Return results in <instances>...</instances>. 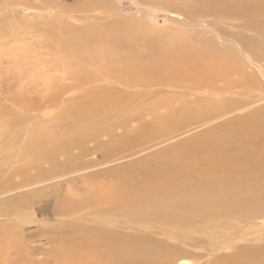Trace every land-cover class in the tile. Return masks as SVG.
<instances>
[{
	"label": "bare ground",
	"instance_id": "1",
	"mask_svg": "<svg viewBox=\"0 0 264 264\" xmlns=\"http://www.w3.org/2000/svg\"><path fill=\"white\" fill-rule=\"evenodd\" d=\"M25 4L19 14L33 11ZM74 11L94 23L45 20L58 34L40 20L46 33L33 47L95 71L57 93L45 77L39 97L34 66V87L0 92V264H188L189 235L223 234L225 245L233 226L264 225V105L254 108L264 101V0H89ZM136 83L162 102L121 111L119 90ZM96 179L107 183L89 190ZM244 249L213 264H264L263 245Z\"/></svg>",
	"mask_w": 264,
	"mask_h": 264
},
{
	"label": "rangeland",
	"instance_id": "2",
	"mask_svg": "<svg viewBox=\"0 0 264 264\" xmlns=\"http://www.w3.org/2000/svg\"><path fill=\"white\" fill-rule=\"evenodd\" d=\"M81 1H83V2H81ZM87 1H89V0H85V1L79 0L80 3H78V0H7V5L5 8H2V6L0 5V9L2 8V10L0 12V16H1V14L6 16V18H0V24H2L1 28H5L4 29L5 32H7L6 29L8 28L10 31L8 29L7 30L10 33L13 30L12 33H14L16 36L18 34L16 41L14 40L13 36L11 37V35L9 36L6 33H2L1 34L2 36H0V40H1L0 44L3 46V48L0 46V49H1L0 50V92H2L4 94V93H7L9 91L10 92L14 91L16 94L21 95V90L25 93L26 89L30 90L32 87H34L35 83L33 81L29 80V73L33 70L34 66H35L34 73L38 74L37 80L39 81V85L36 89L39 90L37 93V95L40 94L39 97H42V95H43V93H39V92H43V91H41V89L45 90V87H43V86L41 87V82L43 80H46L45 77H50L52 79V80L50 79L47 81L48 86H53L54 93H57L58 89L61 86L72 84L71 82L66 81V79H74L76 77L81 76L83 73H90L92 71H95L94 67L84 66V68L81 69L79 67L80 65L70 56H67L64 59L59 54H53L52 52H49L46 50H41V49L37 48L36 46L33 47V45L36 44L37 40H39V37H40V39H44L42 37L43 36L42 34L46 33V30H44L46 27H44L43 25L38 23L40 20L48 21L47 19H51V18H55L57 20V19H60L63 17L72 16L73 18H68V24L69 25L71 24L70 26L73 25L72 26L73 28H76V26H77V28H81V27H83V25L85 26L87 24H93L94 23V21H92L93 19L88 18L89 19V20H87L89 22L88 23L87 21H85L84 18H82L81 13L77 12L75 14V11L73 12V10H76L80 5L85 6ZM19 3H23V4L27 3L23 6L33 8V11L32 12L31 11L22 12L19 14L18 8H19V6H22V4L17 6V4H19ZM75 5H77V6H75ZM75 7H76V9H75ZM140 10L142 11V9H139V11ZM99 11H102V8L100 9V7H99ZM35 12H36V14L33 15V13H35ZM95 13H97V12L96 11L89 12L88 16L91 17V15H93L92 17H94V15H99L98 14L99 12L97 14H95ZM138 16L137 15L135 16L136 20H138V18L140 17V16L139 17ZM151 16H152V18L155 17L153 15H151ZM169 19L172 20L171 18H169ZM174 19H177V18H174ZM90 20L92 23H90ZM185 20L186 21L184 23H187L188 18H185ZM30 23L31 24H35V23L39 24L36 27V30L34 31V33H37L36 35L30 34L29 25H28ZM46 23H48V22H46ZM48 24H49L48 26L50 27L49 32L53 31V33H58L57 26H54L51 23H48ZM60 34H62V33L60 32ZM3 35H6V36H3ZM32 36H34V37L30 39V37H32ZM6 37H7V39H6ZM8 37H9V39H12V40H9ZM7 40H8V42H7ZM224 49L228 50L229 47L226 45L224 47ZM2 50H3V52H2ZM11 51H13V52H11ZM231 51L234 53L233 55H235V57H237V54L232 49H231ZM53 80H56V82H54ZM52 84H54V85H52ZM87 87H88L87 84H84L83 86H81V88H83V89L87 88ZM123 87L126 88V90H119L122 93V96L118 99V101L121 102V105L119 106L121 111H124L125 108H127V107L138 108L140 110H143L152 102H155L157 104L162 102V99L159 96L150 95V93L147 92L148 89L144 88L141 83H136L134 89L128 88L127 86H123ZM83 89L78 88V89H75L74 91H72L70 93H66L65 91H63V93L61 95V99L64 100V103L62 105L59 104V105L55 106L51 112H56L60 108H64L68 104H70L71 96H73V100H78L79 99L78 96H80L78 93ZM159 89L163 95L167 96L164 98L165 101L170 100L173 102V104H176V105H182V104L185 105L186 104V103H182L180 100L173 101L174 100L173 97L175 96L176 90H170V89H166V88H159ZM159 89L153 88L152 90H154V92H158ZM262 91L264 92V86L263 85H262ZM259 93L260 92L258 90L254 89L251 91L250 95L253 94L252 96L258 97L260 95ZM31 96H35V95H31ZM22 97L23 98L29 97V93L27 94V96L25 95ZM245 97H243L244 100H247L248 93H247V95H245ZM171 98H173V99L171 100ZM215 102H216V99L213 101V103L211 105H210V102H206L205 107L210 108V106H213L215 104ZM260 102H262V103L260 104ZM260 102L256 106H254V108L259 107L261 105H264V101H260ZM190 106H192V105L190 104ZM198 109L201 110L199 107H198ZM252 109L253 108H250L249 110H252ZM14 110H16V108ZM17 110H18V108H17ZM17 112H19V111H16L15 113H17ZM19 113H17V114H19ZM232 115H235V114H232ZM203 131H204V129L202 127L198 126L196 131H193L191 133H193V134L194 133H201ZM186 136L180 137V139H178L177 141L185 138ZM190 136L191 135L188 133V138ZM169 143H167L166 145L165 144L162 145L161 148L159 147V150H161V149H163V148H165V147H167V146H169L175 142H173V143L169 142ZM135 150H138V149L136 148ZM151 152L149 151L148 153L150 154ZM149 154H147V152L144 153L145 156H147ZM136 157H138V156H136ZM136 157L132 158L135 162L138 160ZM142 157H143V155L139 158H142ZM132 159H126L125 161L129 160L131 162V161H133ZM125 161L121 160L119 162L111 163V164H108V165L102 167V169L99 168L97 170H99V171L104 170V168H106L105 170H107V167L109 169V167L113 168V166L116 167V165L118 167V165H119L118 163L128 164L129 161L128 162H125ZM124 164H122V165H124ZM111 165H113V166L111 167ZM122 165L120 164V166H122ZM97 170H92L93 172L88 171L86 173L87 174L94 173ZM96 180H94V184L93 183L90 184L92 189L90 187L89 190H95V189H97L96 187H99V186L101 187L102 185H103L102 187H104L105 186L104 184L107 183V182H105V180H102V179L97 180L98 182H96ZM101 180L104 183L101 182ZM106 180L109 181L108 179H106ZM61 186L62 187L58 192L61 193L60 195L66 196L67 195V186L64 184H62ZM75 188H79V190H80L83 188V186L81 183L76 181L75 182ZM83 189L80 191H83ZM260 223H263V221ZM244 225H246V224H244ZM227 228H228V226H226L222 230L226 231ZM245 228H246V230H245ZM245 228H243V230H242V227L240 228L239 225L233 226L232 229L230 228L229 229L230 234L227 233L228 236H230V237H228L229 240L225 241V245H227V246H225L223 244V240H225V238L222 237L223 234L218 235V237H220V239H215V241H212L211 239L207 240V238L204 237L203 235L199 236L198 234H195V233H194V235L193 234L189 235V234L185 233V235H189V237L191 239H193L191 241L192 243H190V244L193 245V243L196 242V246H187L185 248L186 252H187L186 257H182L181 260L185 261L188 264H213V261L215 258L225 259V256H226V258H228L229 256H231L235 253H237V254H235V256L242 254V252H244L243 250H245L244 249L245 246H261V245L264 246V225H261L259 227H254V228L253 227H245ZM238 230H240V231H238ZM232 233H233V235H232ZM240 233H242V234H240ZM234 235H236V237L237 236L238 237L235 238ZM262 235H263V237H262ZM189 237L186 239H189ZM255 239L257 240L256 242L254 241ZM209 242H211V243H209ZM186 243H189V240H187ZM197 243L199 245H197ZM230 243H231V245H230ZM37 244L38 243H35L33 245L36 246ZM39 245L41 246L42 249L47 248L46 244L41 243ZM228 245H229V247H228ZM234 246H236V247H234ZM227 254H228V256H227ZM262 254L264 256V252H262ZM261 258H262V256H261Z\"/></svg>",
	"mask_w": 264,
	"mask_h": 264
}]
</instances>
